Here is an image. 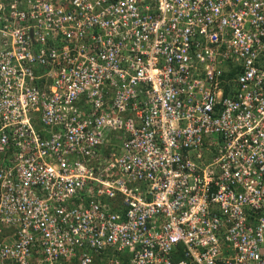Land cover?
Returning <instances> with one entry per match:
<instances>
[{"label":"built area","instance_id":"built-area-1","mask_svg":"<svg viewBox=\"0 0 264 264\" xmlns=\"http://www.w3.org/2000/svg\"><path fill=\"white\" fill-rule=\"evenodd\" d=\"M0 264H264V0H0Z\"/></svg>","mask_w":264,"mask_h":264},{"label":"trees","instance_id":"trees-1","mask_svg":"<svg viewBox=\"0 0 264 264\" xmlns=\"http://www.w3.org/2000/svg\"><path fill=\"white\" fill-rule=\"evenodd\" d=\"M35 84H37L36 81H35ZM36 125H37V124H36ZM108 141H109V142H108L107 144H105L104 146H102V147H103V150H105V151H109V150L115 148L116 145L118 144V140H116V139L113 140V138H109Z\"/></svg>","mask_w":264,"mask_h":264}]
</instances>
